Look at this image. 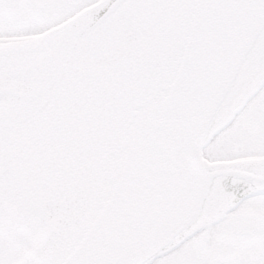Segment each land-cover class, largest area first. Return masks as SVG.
<instances>
[{
	"label": "snow or ice",
	"instance_id": "obj_1",
	"mask_svg": "<svg viewBox=\"0 0 264 264\" xmlns=\"http://www.w3.org/2000/svg\"><path fill=\"white\" fill-rule=\"evenodd\" d=\"M0 264H264V0H0Z\"/></svg>",
	"mask_w": 264,
	"mask_h": 264
}]
</instances>
